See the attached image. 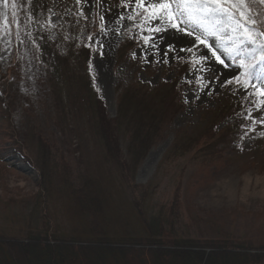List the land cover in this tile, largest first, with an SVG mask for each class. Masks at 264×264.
Segmentation results:
<instances>
[{
	"label": "rangeland",
	"instance_id": "374dc122",
	"mask_svg": "<svg viewBox=\"0 0 264 264\" xmlns=\"http://www.w3.org/2000/svg\"><path fill=\"white\" fill-rule=\"evenodd\" d=\"M13 2L18 5L19 0H8L9 6L4 9L3 0H0V13L6 12L11 18ZM121 3L122 0H101L98 11L105 15L106 36L97 32V8L91 0L84 8L86 14L92 13L87 21L77 23L66 11H76L74 0H47L45 11L39 15L42 23L47 20L49 10L57 13L54 20L60 27L51 31V36L55 39L58 33L62 36L64 32L69 33L76 49H87L90 53L96 71V87L89 73L94 88L91 101L103 102L108 120L116 118L119 94L135 84L155 89L179 79L178 101L182 108L165 125L161 137L139 165L134 168L123 163L127 153L122 138L119 146L113 148L120 160L116 162L99 134L98 111L85 90L81 93L79 86L77 92L76 84L68 86V81L59 83L61 101L70 117L57 122L56 96L49 70L36 58L28 38L24 37V44L15 38L11 46L0 44V48H9L7 52L0 51V96L8 103L9 118L5 123L14 138V146L7 143L0 125V160L4 168L0 175V237L22 240L35 231L30 209L25 210L26 213L18 206L7 209L4 202L37 195L42 174L50 195L46 211L48 232L58 231V236L77 244H87L93 238L86 233L88 220L78 217L64 189L67 187L65 181L74 189L81 187L84 179H91L105 191L102 210L109 222L101 228L111 240L120 242L124 236H143L151 216L161 209L174 208L173 219L182 238L212 237L217 221L218 224L224 222L222 225L238 236L248 238V242H257L264 229L259 224L264 219V135L259 139L250 135L236 142L232 150H227L228 160L208 170L201 166L200 160L193 159V154L167 161L164 156L178 133L205 124L207 114L229 102L230 106L233 102L243 104L245 110L240 112L244 116H248L251 109L253 118L264 115V108L257 112L256 107L244 99L246 93L235 85L221 86L240 71L231 66L229 57L218 52L229 64L228 68L216 63L214 58L206 65L211 66V72L202 74L192 67V55L179 49L192 47L194 36L170 29L156 35L158 50L145 47L138 35H147L146 32L140 34L135 24L127 19L116 23L121 14L127 17L131 10L123 8ZM88 35L102 42V58L99 51H90L84 46ZM171 45L176 51L168 53V62L164 63V51ZM200 49L199 55L203 56L207 50L202 45ZM86 61L83 59L79 65L81 74L84 68H89ZM199 75L212 80L203 90L196 84ZM214 76H219V80ZM231 117L235 119L238 115ZM20 217L25 221H18ZM210 218L214 222L210 223ZM37 227L41 228V224Z\"/></svg>",
	"mask_w": 264,
	"mask_h": 264
},
{
	"label": "trees",
	"instance_id": "16d2710c",
	"mask_svg": "<svg viewBox=\"0 0 264 264\" xmlns=\"http://www.w3.org/2000/svg\"><path fill=\"white\" fill-rule=\"evenodd\" d=\"M46 4L47 0H29L28 3L19 0L17 11L22 18L31 13L36 21L28 30L37 37L36 42L40 45L39 48L33 46L36 58L49 70L50 82L56 96L55 114L59 122L70 117V112L59 94L61 81H68V86L76 84L74 89L78 87L77 92L81 87V93L85 90L90 102L94 88L89 68H84L85 72L81 74L82 67H79L83 59H87L86 63L90 60L87 49H76L72 39L65 40L66 34L71 36L69 33L64 32V36L58 33L54 39L51 32L38 31L42 19L39 14L45 11ZM41 35L43 39H39ZM49 36L52 38L49 39ZM178 85L179 79L155 89L139 84L123 89L118 97L116 118L112 120L107 119L102 101L96 100L92 102L93 105L91 103L98 111L96 115L99 134L116 162L120 160L113 148L119 146L120 138L126 145L127 153V159L123 163L135 168L147 156L156 140L161 137L165 125L182 108L178 101ZM229 104L207 114L204 118L206 125L178 133L172 147L164 156V161L193 154V159L195 157L200 160L201 166L208 170L228 160L227 150H232L236 142L250 135L256 139L264 135V125L257 127L259 122L251 123L248 116L240 112L245 110L243 104ZM232 115L238 117L233 119ZM8 118V103L0 96L1 129L6 142L14 146V138L5 123ZM221 124L224 125L218 129ZM2 164L0 160V175L4 171ZM44 181L41 174L40 190L31 199L4 202L7 209L18 206L22 213L30 209L29 215L35 231L22 240L0 237V264H264V229L259 233L262 237L260 240L248 242V238L240 237L231 228L223 226L224 222L218 224L210 218L209 222H214L215 225L212 237L201 240L185 239L178 235L179 228L173 219L174 208L170 211L161 209L155 216H151L143 236H124L120 242L111 240L101 228L109 222L102 210V204L106 200L105 191L91 182V179H84L81 187L74 189L65 181L67 187L64 189L69 193L78 217L88 220L86 233L93 238L91 242L77 244L74 240L69 241L58 236V231L50 234L46 227L50 195ZM24 218L17 219L24 222ZM39 223L41 228L37 227ZM259 224L264 226V219ZM207 251L210 253L207 254Z\"/></svg>",
	"mask_w": 264,
	"mask_h": 264
},
{
	"label": "snow or ice",
	"instance_id": "6c2138e0",
	"mask_svg": "<svg viewBox=\"0 0 264 264\" xmlns=\"http://www.w3.org/2000/svg\"><path fill=\"white\" fill-rule=\"evenodd\" d=\"M28 3L29 0H23ZM97 8L95 15L98 17L97 32L107 35L105 15L98 11L101 0H91ZM90 5V0H74L76 11H66L80 20L87 21L92 14H86L85 7ZM9 6L8 0H3V8ZM121 6L129 11L127 17L119 16L116 23L121 24L125 19L132 21L140 34L139 40L143 41L145 47L159 48L156 35L175 29L177 32L186 34L195 39V43L189 48H180V52H188L192 55V67L200 73L213 71L209 61L213 58L216 63L229 67L218 52L229 57L232 67L239 69V73L231 79L224 81L221 86L228 87L235 85L246 95L244 99L256 107L257 112L264 108V0H122ZM11 18L4 12L0 13V44L11 46L13 38L20 44H24L26 36L29 42L36 48L37 37H34L29 27L34 24L31 13L22 18L18 15V6L15 2L11 4ZM57 13L49 10L48 18L40 23V33L51 32L60 25L54 20ZM157 21L159 23H157ZM52 37L49 36V39ZM39 39H43L41 35ZM65 40L73 39L70 35L64 36ZM79 39V37H75ZM207 52L201 56L200 46ZM84 46L90 51H99L103 57V44L94 35L85 37ZM8 47L0 48V51L7 52ZM174 45L164 51V63L168 62V53L175 52ZM175 58V57H174ZM147 60V56L144 57ZM159 63L160 61H156ZM89 73L92 76L93 86L96 87L95 67L89 60ZM219 80V76H214ZM212 80H205L204 75L196 78V84L203 90L208 87ZM97 91L100 89L97 87ZM211 95V92H209ZM198 98V97H197ZM251 123L264 125V115L253 118L252 110H248V117Z\"/></svg>",
	"mask_w": 264,
	"mask_h": 264
},
{
	"label": "bare ground",
	"instance_id": "6f19581e",
	"mask_svg": "<svg viewBox=\"0 0 264 264\" xmlns=\"http://www.w3.org/2000/svg\"><path fill=\"white\" fill-rule=\"evenodd\" d=\"M210 253V251H207V254Z\"/></svg>",
	"mask_w": 264,
	"mask_h": 264
}]
</instances>
